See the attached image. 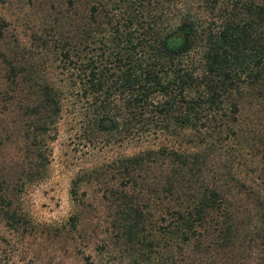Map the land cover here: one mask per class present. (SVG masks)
I'll return each mask as SVG.
<instances>
[{
	"label": "rangeland",
	"instance_id": "rangeland-1",
	"mask_svg": "<svg viewBox=\"0 0 264 264\" xmlns=\"http://www.w3.org/2000/svg\"><path fill=\"white\" fill-rule=\"evenodd\" d=\"M114 1L0 0V264H183L187 255L199 264H264V99L244 92L218 137L188 129L168 136L141 125L123 138L100 132L93 96L82 97L78 83L61 73L58 51L66 37L81 50L80 30L94 26L90 5L99 21ZM196 1L174 4L183 9ZM96 45L84 47L87 56ZM44 82L66 88L36 148L30 108ZM156 144L206 148L205 180L216 185L233 218L230 247L205 254L156 244L159 239L153 246L127 243L117 228L124 188L119 160ZM165 167L144 166L127 189L148 238L168 208L156 188Z\"/></svg>",
	"mask_w": 264,
	"mask_h": 264
},
{
	"label": "trees",
	"instance_id": "trees-1",
	"mask_svg": "<svg viewBox=\"0 0 264 264\" xmlns=\"http://www.w3.org/2000/svg\"><path fill=\"white\" fill-rule=\"evenodd\" d=\"M109 6L98 21L99 10L90 5L94 26L80 30L81 50L66 37L58 51L61 73L78 83L82 97L93 96L100 132L123 138L141 125L142 131L156 127L168 136L188 129L218 137L235 119L244 92L264 99V0H197L183 9L174 0H115ZM90 43L97 45L87 56ZM65 88L38 86L30 108L36 148ZM205 149L156 144L119 160L124 188L118 193L123 206L116 212L117 228L127 243L153 246L159 239L156 244L162 240L205 254L232 245V215L204 177ZM151 163L168 167L156 182L168 208L158 216L156 236L148 238L127 189L136 171ZM195 260L187 255L183 264H199Z\"/></svg>",
	"mask_w": 264,
	"mask_h": 264
}]
</instances>
